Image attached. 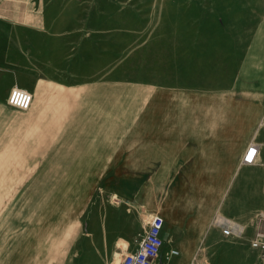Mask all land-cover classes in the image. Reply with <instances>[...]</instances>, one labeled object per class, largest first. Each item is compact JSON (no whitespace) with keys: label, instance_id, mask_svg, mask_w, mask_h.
<instances>
[{"label":"crops","instance_id":"obj_1","mask_svg":"<svg viewBox=\"0 0 264 264\" xmlns=\"http://www.w3.org/2000/svg\"><path fill=\"white\" fill-rule=\"evenodd\" d=\"M86 1L0 0V118L14 123L7 95L28 90L41 143L54 134L68 151L56 162L91 163L98 179L71 254L59 258L63 234L3 264H117L154 214L151 264H264L250 244L264 214V0H199L209 12L176 15ZM239 22H251L242 47ZM149 36L166 38L155 53L170 56L151 75L112 76L113 39Z\"/></svg>","mask_w":264,"mask_h":264},{"label":"rangeland","instance_id":"obj_2","mask_svg":"<svg viewBox=\"0 0 264 264\" xmlns=\"http://www.w3.org/2000/svg\"><path fill=\"white\" fill-rule=\"evenodd\" d=\"M86 2L82 0L81 3L89 5ZM100 2L98 0L96 4L98 9L104 7ZM85 6L84 9L90 8ZM110 7L113 14L176 15L209 12L210 6H201L199 0H110ZM246 13L239 11L241 15ZM239 26L242 47L248 44L251 36V22H239ZM113 40L118 44L111 48L112 60L117 67L111 73L115 77L151 75L148 64L154 59L170 56L155 53V49L167 40L161 36L138 41L122 38V47L120 38ZM160 72L168 73L166 68ZM18 110L14 123H8L6 113L0 118V264L12 260L13 257L8 259L11 254L17 262L35 256L40 245L47 242L50 247L63 234L67 238L59 249V258L71 254L81 223L86 228L88 203L94 196L88 186L95 185L98 180L87 176L91 163L56 162L59 161L57 156L64 157L68 151L56 149L54 134H48V142L41 143V136L34 126L37 121L27 117L31 108Z\"/></svg>","mask_w":264,"mask_h":264},{"label":"built area","instance_id":"obj_3","mask_svg":"<svg viewBox=\"0 0 264 264\" xmlns=\"http://www.w3.org/2000/svg\"><path fill=\"white\" fill-rule=\"evenodd\" d=\"M32 101L31 93L23 88H12L6 98V102L18 109L26 110ZM255 147H248L242 162L250 163L255 154ZM262 222L251 241V246L264 251V214L261 215ZM163 218L154 214L150 217L148 227L138 246L133 251L126 252L117 264H151L152 260L159 254L162 238L160 235ZM227 232V229H224Z\"/></svg>","mask_w":264,"mask_h":264}]
</instances>
